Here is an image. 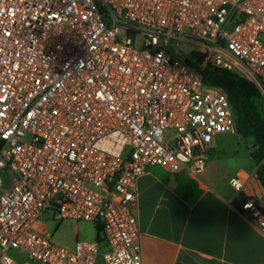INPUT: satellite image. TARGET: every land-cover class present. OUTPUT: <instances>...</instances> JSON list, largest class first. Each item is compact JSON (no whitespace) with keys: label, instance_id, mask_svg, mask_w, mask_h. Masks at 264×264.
<instances>
[{"label":"built area","instance_id":"built-area-1","mask_svg":"<svg viewBox=\"0 0 264 264\" xmlns=\"http://www.w3.org/2000/svg\"><path fill=\"white\" fill-rule=\"evenodd\" d=\"M209 65L264 105V0H0V264H142L138 179L198 178L213 139L237 133ZM239 210L264 236L256 200ZM62 221L100 237L60 246Z\"/></svg>","mask_w":264,"mask_h":264},{"label":"crops","instance_id":"crops-1","mask_svg":"<svg viewBox=\"0 0 264 264\" xmlns=\"http://www.w3.org/2000/svg\"><path fill=\"white\" fill-rule=\"evenodd\" d=\"M214 156L212 149L200 179L158 166L148 167L138 179L142 264H264V236L239 210L249 197L264 211L257 165L252 160L250 168L229 173ZM185 174L195 181L192 188L183 186ZM234 178L242 182L241 189L230 185Z\"/></svg>","mask_w":264,"mask_h":264},{"label":"trees","instance_id":"trees-1","mask_svg":"<svg viewBox=\"0 0 264 264\" xmlns=\"http://www.w3.org/2000/svg\"><path fill=\"white\" fill-rule=\"evenodd\" d=\"M204 82L221 88L227 94L233 109L237 132L245 139L252 140L250 158L257 165L256 178L264 188V115L261 114L257 100L256 86L235 72L209 65L203 72ZM101 226H96V239H99Z\"/></svg>","mask_w":264,"mask_h":264},{"label":"rangeland","instance_id":"rangeland-1","mask_svg":"<svg viewBox=\"0 0 264 264\" xmlns=\"http://www.w3.org/2000/svg\"><path fill=\"white\" fill-rule=\"evenodd\" d=\"M180 47L187 61L197 65L193 52L197 50L198 46L192 42H182ZM181 60L185 61L183 57ZM257 105L261 114L264 115V105L259 99L257 100ZM212 149L215 153L214 160L219 163V167H223L229 173H232L236 168L248 169L254 163L249 156L252 149V140L243 138L238 132L236 134L218 135L210 145V151ZM1 174L3 188L9 189L11 187V176L6 172H1ZM198 178L200 179V175ZM180 179L184 187L192 188L195 184V181L191 180L186 174L181 175ZM49 225L56 228L54 233L55 242L68 248L73 247L78 240H94L96 236L93 223L62 221L50 222Z\"/></svg>","mask_w":264,"mask_h":264},{"label":"water","instance_id":"water-1","mask_svg":"<svg viewBox=\"0 0 264 264\" xmlns=\"http://www.w3.org/2000/svg\"><path fill=\"white\" fill-rule=\"evenodd\" d=\"M173 48H174V51H175V53H176L177 55H179V56H183V52L179 49L177 43L173 44Z\"/></svg>","mask_w":264,"mask_h":264}]
</instances>
